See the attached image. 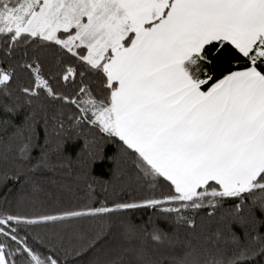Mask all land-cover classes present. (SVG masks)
Masks as SVG:
<instances>
[{
  "label": "snow or ice",
  "instance_id": "1",
  "mask_svg": "<svg viewBox=\"0 0 264 264\" xmlns=\"http://www.w3.org/2000/svg\"><path fill=\"white\" fill-rule=\"evenodd\" d=\"M65 107L74 134L33 155L41 122L64 131ZM9 129L0 189L20 187L0 204L40 192L37 173L70 167L53 156L81 139L80 178L113 159L101 141H118L148 194L93 203L87 184L75 209L0 210V264H75L89 250L68 231L79 219L100 226L91 247L118 234L107 264H264V0H0V135ZM141 210L153 215L133 223Z\"/></svg>",
  "mask_w": 264,
  "mask_h": 264
},
{
  "label": "trees",
  "instance_id": "2",
  "mask_svg": "<svg viewBox=\"0 0 264 264\" xmlns=\"http://www.w3.org/2000/svg\"><path fill=\"white\" fill-rule=\"evenodd\" d=\"M230 57L227 51L221 53L215 61L216 67L223 73L228 68ZM20 82L24 85L28 83V77L21 73ZM37 104L39 101L36 102ZM57 105H50L48 114L53 115ZM30 110L28 105H25L19 112V115L15 113V123H20L26 112ZM65 114V128L63 132L49 120L47 126L43 122L40 123L37 128V136L34 137V142L37 145L35 155L40 151V146L50 143L49 151L56 148L58 143H62L65 134L72 136L74 133L68 128L67 117L71 115L69 107L63 109ZM59 132V135L57 134ZM12 129H9L7 135H0V152L3 151V144L9 142ZM91 138V137H89ZM83 143V139L75 146V149L71 143L68 142L66 150L56 153L53 159H63L64 157H71L72 164L70 167H65L63 170L56 172H43L37 173L38 177L43 178L42 190L33 194L31 188H26V196L17 201L16 191H13L8 196L10 205L0 204V210H8L18 212L21 214L35 215L43 213H54L63 209H75L78 206H82L87 202V193L89 189L87 184L92 185V197L93 203L107 199L109 203L114 200H128L132 198H138L139 196L148 194L145 190L137 188L134 181H129L128 177L133 174L134 169L131 166V162L124 163L120 158V146L118 141H101L106 156H110L112 160H105L103 164L97 165L90 170V174L87 180L79 177V173L82 170V165L77 163V157L75 151L79 150L80 145ZM8 166L11 168L13 165L9 161ZM51 181H55L54 183ZM23 183V181H21ZM19 184H9L8 188L0 189V201L4 199V196L8 193L10 188L18 189ZM228 204H225L227 207ZM152 212L148 210L136 211L129 213V216L133 223L144 224L147 222L148 217L152 216ZM200 218L204 217L203 213L200 214ZM200 218L197 219L199 224ZM69 232H75L82 237H86L85 246H88L89 250L81 255L75 264H107V261L113 256L114 249L118 243L119 236L113 231L105 239H101L94 247L90 246L92 238L99 232V224L91 219H79L66 222ZM162 228L166 231H172L176 228L173 224H161ZM214 227L215 225H210ZM49 227H52L51 225ZM55 227L62 228L63 225L57 224ZM150 227V226H149ZM41 231V229H36ZM185 229L180 228L181 236L183 237ZM196 232L200 231L198 227ZM257 264H260L257 261Z\"/></svg>",
  "mask_w": 264,
  "mask_h": 264
}]
</instances>
